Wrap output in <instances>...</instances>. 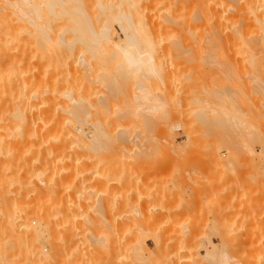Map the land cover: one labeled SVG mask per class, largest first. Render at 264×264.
Returning a JSON list of instances; mask_svg holds the SVG:
<instances>
[{"label": "rangeland", "instance_id": "374dc122", "mask_svg": "<svg viewBox=\"0 0 264 264\" xmlns=\"http://www.w3.org/2000/svg\"><path fill=\"white\" fill-rule=\"evenodd\" d=\"M5 1H8V0H5ZM5 1L2 0L1 3ZM15 1H19V0H15ZM20 1H23V0H20ZM49 1L50 0H38V4H37L36 0H33V1L29 0L28 3H26L27 2L26 0L23 3L29 4L31 6H35L36 4L41 5L43 3H46L45 5H47V3L50 4L51 1L50 3ZM53 1L56 2V3L52 2V4H54L55 7L57 3L60 2V0L59 2L58 0L57 1L53 0ZM61 1L63 2L65 0H61ZM70 1L72 0H69V1L66 0L61 5H63L65 8H70V6H74V5L83 6L82 11L84 12L85 16L87 15L89 16L90 24L94 25L97 31L100 30V28L102 27V24H104L105 22L106 24H109L108 26H109V29L111 30V33L110 32L109 33L110 35H112L114 42L118 44H122L121 42L124 40L123 39L124 36L120 28L118 29V25L120 26V24L114 20V17L117 16L116 12L119 13L120 11L123 10V12H125V15L126 14L129 15V12H131V14L129 15V20L131 19L133 20L132 22H135L136 29L139 27H141V29L145 28L146 32L148 29V32L150 31L149 35L153 37L154 39L156 37L155 40L157 41L155 40L154 41L157 42L156 44L158 45H155L154 47L155 51L153 52V55H152V61H153L152 68L155 70V72L152 70V68H150L151 71L154 72L152 74V72L148 68V70L144 69L143 71L137 73L136 74L137 76L136 75L132 76V74L130 75L128 71H125L124 69L120 68L122 65L120 61V59H122L121 55L112 56V55H108V53H112V52H108L107 54H103L104 58H106V60L103 61V59L101 58L102 54L100 55V58L97 57L95 58L96 59L95 60L94 58H91L87 52H84L86 53L84 54V57H86L87 60L90 59V61H93L92 63L94 64V65L92 64L94 67V68L92 67L94 76H91L92 72L86 75L90 74L91 78L94 77V80L95 81L97 80L96 83L98 81L100 82L96 84V85L100 84V86H97L95 88L97 89L93 92V94L95 93V96L93 95L94 96L93 97L91 95L92 96L91 98H94L93 100H95L97 99V97L105 95L104 92H106L107 89H104L105 88L104 85L106 86L110 85L109 88L110 87L113 88V90H115L113 91L115 92V94L116 92L117 93L120 92L121 94H124V95H121L119 93V95H116L119 98L117 97V99H115L116 98L115 97L114 100L112 99L113 102L111 101L112 104H110L109 112L112 115V117L110 116L111 118H116L117 115L120 113V111L122 112L124 110V112L126 113L124 114L123 112V114L126 116L122 120L123 122L122 121L120 122H122L126 127L122 125L121 128L123 127L125 129L123 130L122 128L121 130L122 132L124 131L125 133L129 132V134L127 133L128 135L123 134V136L126 137L128 144H126L127 143L126 142L124 146H122V147L127 146L128 151H126V149L122 147H121V150H119V148L118 150L117 148H115L116 155H119L117 157V159L119 160H116V162L117 161L122 162V163L120 162L117 163L118 165L121 164L120 166H118L115 163V161L110 162L111 158L112 160L116 159L115 157L116 155L112 154L115 152L114 150L112 152L111 146L108 147L106 146L107 144L105 145L107 148L106 147L103 148L102 146L98 147L96 145L98 148V149L96 148L97 150L95 149L96 153L93 151L94 153L91 154L88 151V150H91L92 148L86 149L87 150L86 153L83 152L85 148H83L81 145L84 146L85 142H88L87 140L90 139V136L88 135V133L86 135L89 136V139L86 140L84 137L83 138L85 139L84 143L82 142L83 140L80 139L81 142L79 143L81 144L80 145L81 150H79L80 148H78V150L76 149L77 147H80L78 146L79 145L78 143H77V147L76 145H74L73 147L74 143L72 144V146L68 147L71 149V151L73 148H75L73 149L72 152L73 153L75 152L76 156H73L74 154L72 152H69V153L70 154L72 153L73 154L72 156L75 157V159L79 155L77 159L80 160L78 161L76 159L77 162L74 161L76 165H74L73 161L70 163L69 165L70 168L73 166L71 174H73L74 170H78L77 168H79V172L80 170L82 172L86 171V173L80 172L82 176L81 175L78 176V179L79 177H82V180L84 181L83 178H85L87 182L95 185L94 188L97 186L95 188V191L93 190L94 188L91 189L93 203L95 199L93 198L94 195H95L94 197H96L95 201L97 202V204L96 203L92 204L93 205L92 207L95 208V209H92V213L97 209L102 211L103 218H105L104 220L106 221H103L102 220L103 218H102L101 219L102 223H101V221H99L101 216L100 218L96 217L97 215H99L97 214L96 211H95L96 213L94 212V215L96 214L95 217H92L94 215L92 213L88 214L89 210H86V208L82 207L83 204L79 206L80 208H78V206L73 205L75 202H76L75 204H78L81 201H83L79 198L81 197L83 198L86 195H83L82 192H78V191L74 192L75 190H72L73 187L75 186L74 185L75 183L82 181L81 178L78 181H75L76 180L75 179L74 180L75 182H74L72 178H76L77 177L76 174L74 173L73 174L74 176L71 175L72 176L71 178L70 176L71 170L70 169L69 171L68 169L66 171L64 170V174L66 176V173H67L68 178L67 177L66 178L69 181H67V179H64V178L63 179L61 178L62 180H60L59 177L61 176H57L56 179L59 181L61 188H60V194L56 193V195L54 196H58L59 199L62 196L64 200L63 207L66 205H70L69 204L70 200L73 199L74 203L71 202V204L74 207L72 205L68 206L69 208L71 207L74 208L73 211L71 210L72 208L68 210V207H64L67 210L63 209L62 211L65 210L69 214L68 217L74 216L76 218L74 219H72L71 217L68 218L67 217L68 214L65 211H64L65 213L60 211V208L62 209L63 207H60L59 210L56 209V211H58V214L56 215L58 218L53 219V220H51L50 218L52 224H53V221L55 220L54 222L55 227L53 224V227L55 228V230L58 229L54 231L55 233V235L53 234L54 237H48V234L46 235L43 234L42 236L44 237L42 236L40 237L38 235L39 236L38 239L35 237L36 238L35 240L37 242L36 241L33 242L32 238L34 239V237H32L31 240L29 239V241L31 242L27 243L28 239L26 240L25 237H27L28 235L32 236L33 233L37 234L36 228L39 227V222H38L39 219L37 220L35 217L43 214L44 211L48 212L46 208L47 209L49 208V202L51 200L55 201V199L58 197L56 198L54 197V199H49L53 194H55V193L52 194L50 192L48 193L38 192L40 193V195H38L37 192L31 193V195L29 194V197L27 196L28 201L31 200L28 206L27 204L25 205L26 201H24V199L20 197H18V200L17 198L16 200L14 199L15 201L10 198L11 201L9 200V202H11L12 205L10 204L9 206H13V210L14 209L16 210V208L19 209V207L23 209L22 210L21 208L20 210L17 209L16 210L17 212L15 211V214L12 211L14 216L16 215L18 217L16 219L17 222H14L15 221L14 220L13 221L14 225L11 224L12 227L10 225H6V227H3L2 225H0V249H1L0 250V264H30V263L34 264L35 261H38L37 257H36L37 258L36 260L34 259L35 257H33V256H36V254L35 255L33 254L34 251L36 250L39 251L40 249V252L44 253L45 251L46 254L47 253L50 254L53 251L48 246L49 242H52L53 245L56 247L54 248L56 253L54 254L52 253L53 256L55 255L54 257L56 258L54 259V261L52 260L50 264H115V263L116 264H264V94H263L264 92L263 90L264 89V72H262L264 67L262 66L261 68L263 69L260 70L259 68V71L256 72L258 69L255 70L253 68L252 70L251 65L247 63L249 61L248 57L243 56L242 61H241L242 56L240 54L238 56V53L237 54L235 53L234 55L233 52H231L230 50L225 51V54L228 52L225 55V57L223 55L224 54L223 52L221 53L222 55L221 54L219 55L218 53L211 54V55L202 54L203 56L205 55V60L202 59L203 56L201 57V54L195 55L193 53H190V54L180 53L181 55H179V53H175L174 51H173L174 53L172 51H168L169 50L168 48L172 47L173 43H176V41L178 42V44L187 46V42L185 39L188 40L189 37L187 36L186 31L184 32V29H187L188 21L192 22L194 20H197V21L201 20V16H200L201 12L199 13L201 9L198 8L197 6L195 7L193 5L192 0H133V1L132 0H128V1L127 0H96V1L95 0H76V2L73 0L74 3L71 2L69 5ZM66 2H68V5H64V4H67ZM86 2L88 3L86 4ZM219 2H218V6L217 7L215 6L216 7L215 10L218 9L217 11H219V13L223 11L222 12L223 15L226 18H229L232 15L231 14L232 10L235 8L234 2H232L231 0L230 1L222 0L221 5L219 4ZM191 3L193 6L191 5ZM134 4H136L137 6ZM224 4H226V7H224ZM45 5L43 4L40 7H43ZM133 6H135L136 9ZM55 7L54 9L57 12L59 9ZM223 8H226V9L222 10ZM197 14L199 15L197 16ZM63 20H65V17ZM105 20H108L109 23H107V21ZM138 21L140 22L138 23ZM144 21L145 23L143 26L145 27L141 26ZM124 22L125 21H123V23ZM67 23L68 22H65L63 24L64 30L71 29L70 28L72 26L71 23H68V24ZM56 24L53 23L52 26L54 27L57 26L58 29H60L59 31H61V28L58 26V24L57 25ZM68 25H70V27H68ZM228 30L229 29L227 28V31ZM56 33L60 34V32L58 31H56ZM183 39L185 41H183ZM19 48H21V45L20 47L18 46V49ZM53 51L52 50L51 52L46 51L50 55L44 52L46 53V56H47L46 59L49 60L50 62L53 60V59L51 60V58L53 57L49 58V56H51V54H54ZM34 54L37 56L34 58L32 57L33 59L32 61L36 60L38 63L40 61V58H39L40 53L39 51H35ZM186 54H188L189 56ZM228 54L230 55L228 56ZM78 55H80V53ZM191 56H193V58ZM211 56L214 57V59L216 58L217 61L219 58H220L219 60H223V59L224 60L223 62L218 61L219 63L218 64L217 62H215V60L212 59ZM110 57H113L112 62L110 60ZM194 57L196 58V60H194ZM235 57L238 58L237 60L240 62V64L236 60ZM37 58L39 59V61L37 60ZM226 58L231 61L227 60ZM101 60L103 63L104 62L105 63L103 64L102 62H100ZM188 60H190L191 62ZM206 60L208 61L207 64H205ZM243 60L245 61V63L243 62ZM204 61L205 63H203ZM194 62L196 64H194ZM225 62H228V63L231 62L230 64L232 65L234 64V65L233 66L231 65L232 66L231 67L230 64L227 63L226 64L227 66H226L224 64ZM47 63H46V66H48L49 68L47 69L46 67L47 71L48 70L50 72L56 71L55 73L60 72V69L59 71L53 69L55 65L52 66L51 65L52 62L51 64L48 63L49 65ZM59 64L58 65L60 68V66L62 65L61 63ZM23 65L25 66L26 63ZM72 65L74 66V64H71V66ZM73 66L71 68H73ZM118 68L120 69L117 70ZM20 70H23L22 67L18 68V72ZM163 70H164V73H162ZM206 70L208 71L209 74L207 73ZM254 70H255V74H254ZM50 72L48 74H50ZM54 75L55 74H52L53 77ZM139 75H140V78H139ZM142 75H144V77H142ZM229 75L231 76L229 77ZM47 76H49V78H52L51 74ZM56 76H58V74L55 75V77ZM69 76L73 77V75L68 74L67 76V79L69 80L68 81L69 83L67 82L68 85L70 83L73 84L74 82L72 79L70 81ZM103 76L104 77L106 76V77L104 78ZM85 78L88 79L87 76H85ZM250 78L254 79L255 81ZM43 80L44 79L40 78L36 84L40 85L42 82L44 83L45 81H47L46 79L45 81ZM209 80L212 83L211 82L209 83ZM82 82H84L83 78H82ZM137 82L139 86H140L139 82L141 83V85H143L142 88L139 86H136ZM195 84L197 85L195 86ZM252 84L257 88H255ZM115 85L118 88H115L116 87ZM101 86H103V88ZM68 87L69 86L65 88L64 92L66 91V89L71 88V87L69 88ZM192 88H195L196 90ZM227 88H229V90ZM237 89L240 91H237ZM98 90H101L100 93ZM69 92H71V90H69ZM148 92L150 93V99H146L147 97L149 98ZM239 92H243V93L239 94ZM259 92L261 93V95H259L260 94ZM71 93L73 94V92ZM145 93H147L148 95H146ZM142 95H145L146 100H143L144 98L143 99L140 98ZM156 97L161 102L158 101ZM192 98H193V101H192ZM141 99L143 100L144 103H147V104L150 103L151 106H149L150 104L149 105L143 104L141 102L142 101ZM154 99L155 101H157V104L156 102L153 103ZM100 100L101 99L95 100V101L96 103H98ZM115 100L119 101L120 106L117 104L118 102H116ZM139 101H140V104L142 103V105L138 104ZM195 101L196 103H194ZM125 102L128 103L129 107H127L126 105L127 103ZM136 102L138 105H136ZM260 102L263 105V107L260 104ZM158 103L160 106L158 105ZM163 104L166 106L164 107ZM133 105L136 106V109H135V106ZM143 105L144 107L145 105H147L148 106L147 109L149 108V111L146 109V107L142 110ZM152 105L154 106L156 105V107L159 106V108L158 107L157 108L159 110L161 109L160 110L161 112L157 110L158 112L156 111V113L155 112L153 113V111L150 110V107H152ZM130 106H131V109H130ZM232 106L236 108H233ZM118 108L120 110H118ZM127 108H129L130 110ZM162 108L164 109L162 110ZM233 109H234V112H233ZM116 110L118 111L116 112ZM235 110H237V112ZM127 111L128 113H130V115L132 112V115L134 114L135 116L127 115L128 114ZM169 111H171V113ZM143 112L146 114H144ZM165 112L168 114H166ZM120 114L122 115V113ZM138 115L143 119V121L142 119L141 120L138 119L139 118ZM113 116H116V117H113ZM120 116H118L119 120H120ZM128 116L129 118H131L130 120ZM193 116H195V118ZM222 116H224L225 118ZM227 116L230 119H228ZM236 116L239 118L240 121L236 118ZM126 117L128 118L127 121L129 120V122H126ZM134 117L137 118V120L134 119ZM155 117L156 119H154ZM164 118H166V120ZM162 119L165 120V123L164 121H162ZM229 120L230 122H227ZM166 121L167 122L169 121L168 124L170 125H168V127L166 125L167 124ZM141 122L143 123V126L145 124L144 127L146 129L144 127L142 128ZM158 123H160L161 125ZM119 124L117 125L119 126ZM147 124L149 127H147ZM118 128L120 129V126ZM136 128L138 130V133H137ZM117 129L115 128V130ZM144 129L146 131H144ZM227 129H229V131H227ZM115 130L114 132H116ZM215 130H217L218 132ZM114 132H113V135L116 136L117 133H114ZM211 133H216V134H211ZM231 133L232 135H235L234 133H236L237 136H232ZM149 134H150V137H149ZM137 135L140 140L136 139ZM215 135H218V136H215ZM230 135L232 138L230 137ZM146 136L148 139L146 138ZM141 139H143V141ZM102 140L106 141L105 139H102ZM133 140L134 141L138 140L136 142L141 141V143L139 144L135 143ZM260 140L262 142H260ZM158 142L159 143L161 142V144L158 145L159 144ZM89 143H90V140L87 144H85V147ZM230 143H233V144L231 145ZM156 145L158 146V148L156 147ZM88 146L91 147L90 145ZM130 146L132 147L130 148ZM137 146L139 147L137 148ZM100 147H102L103 150H101ZM68 148H67V151H69ZM105 149L106 150L110 149V151L106 152ZM112 149H114V147ZM74 150H77V151H74ZM76 152H78L79 154L77 153L78 154L77 155ZM100 152L102 153L100 154ZM119 152L121 154H119ZM123 153L126 155L124 156ZM6 154L7 153L4 154L5 157L7 156ZM106 154L107 155L110 154L111 156L110 155L107 156ZM68 155L66 156V159L67 157L68 158L71 157L70 155H69L70 157ZM4 156L1 155V157L5 158ZM98 156H100L101 158L102 156H104V159L103 158L101 159ZM120 156L122 157L120 158ZM92 160L94 163L91 162ZM105 161L107 163H105ZM68 162L70 161H67V165L69 164ZM108 162H110V164L111 163H114V164L110 165ZM78 163L81 168L78 166ZM85 165L86 166L88 165V166L86 167ZM109 166L110 167L112 166L113 169H111L112 167L110 168ZM88 167H90V169ZM38 168L39 167L35 169L31 168L29 171L30 176L27 172V175H25V178L28 180V178L30 177L33 182V179L37 177V175H41L43 171L45 172L43 168L41 167L39 169ZM67 168L69 167L67 166ZM106 169L108 170L111 169V171H108ZM48 170L49 169H47V171ZM50 170L51 172L54 171L52 169ZM83 174H85L84 177H83ZM86 175L88 176L87 178L91 177L90 181H88L89 179L86 178ZM62 177H64V175H62ZM115 177H117L118 179H116ZM37 178L39 179V177ZM36 180L37 179L35 178L34 182L39 184L40 181L38 180L39 181L38 183ZM61 181H63L62 184H61ZM70 181H73L74 184L72 182L73 184L72 188L69 187L68 189L67 187ZM3 183L6 184V182L4 181ZM100 183H103V186ZM4 184H1L0 182V191L2 190L1 185L4 186ZM30 184L32 186H30ZM30 184L29 185L27 184L28 186H30V188L31 187L33 188V186H35L32 183ZM107 186L109 190L107 189ZM16 187L18 186L15 184V185H9L8 188H10V190L15 188L14 190H16L17 189ZM40 188H41V185H40ZM105 188L109 192H107ZM62 189H64L65 191ZM103 190H105V192H103ZM64 192H65V195L63 194ZM74 193H75V196H74ZM76 193H79V195L80 193H82L80 195L81 197ZM102 193L103 194L105 193V194L103 195ZM66 194H67V198H66ZM8 195L9 197L11 196L10 194H6L7 198H9ZM63 195L65 196L67 201ZM100 195H103V196H100ZM118 195L120 196L119 199H118ZM104 196L107 197V200H104L105 199ZM11 197H14V195ZM86 197L88 198V196ZM98 197L99 198L101 197V198L99 199ZM102 197H104V199ZM113 197L115 198L117 197V198L114 200ZM109 198L110 199L112 198V202L110 201ZM101 199H103L104 202L101 201ZM68 200H69V203H68ZM77 200L79 201L81 200V201L78 202ZM97 200H100L101 203L100 201H97ZM19 201L22 205L18 203ZM115 202H117L118 204H116ZM98 204L99 206L102 207V209L98 206ZM39 205H42V206H39ZM44 206H47V207L43 209ZM39 208L40 210L42 208L43 211H40ZM77 208L80 210L78 211ZM82 208H84L87 211V213H84L86 211L84 209L82 210ZM34 209H36L37 216H35L36 213ZM76 209H77L76 211L77 214L75 213ZM18 211L20 212L18 213ZM27 212L29 215H31L30 217L28 214L27 215L25 214ZM39 212L41 213L39 214ZM59 212H62L63 214ZM85 214L88 216H86ZM59 217L61 218V221H64V222H61V221L59 222L58 220L60 219ZM89 218L96 220L94 221L95 223L92 226H91L92 223L88 225L87 221H85L87 219L88 221H90ZM67 221L70 222L71 224L67 223ZM72 221H74L73 226H72ZM28 222L32 225V226L30 225L32 229L29 227L33 231V232L30 231L32 232V234H30L28 230L27 231L29 233L26 231L27 228H25L26 226L24 224H28ZM103 222H105V225ZM59 223H62V224H59ZM65 223L68 227H64L66 226ZM0 224L2 223L0 222ZM13 227L16 229H13ZM34 227H35V230H33ZM61 227H64V228H61ZM4 228L10 229L12 234L11 232H7L8 230L7 229L5 230ZM14 230L16 233L14 232ZM59 230L60 231L62 230L61 233ZM8 233H10L11 235H9ZM15 235H19V237H22V239L20 238L22 242L24 240L23 239L24 237L26 242L22 243L19 237L16 236L18 239L17 240ZM12 239H14V241L17 240L18 242L16 241L14 242ZM47 240H49L48 243H47ZM91 242H93V244ZM33 246L35 248H33ZM40 246L41 248H39ZM36 247L38 249H36ZM36 264H41V263L36 262Z\"/></svg>", "mask_w": 264, "mask_h": 264}, {"label": "bare ground", "instance_id": "6f19581e", "mask_svg": "<svg viewBox=\"0 0 264 264\" xmlns=\"http://www.w3.org/2000/svg\"><path fill=\"white\" fill-rule=\"evenodd\" d=\"M2 0H0V182L1 184H4V182H6V184H4V186L1 185L2 190L0 191V222L2 224L3 227H6V225H10L13 224L14 222H17L16 219L18 218L15 214V211L18 209L16 208V210H13V206H9L10 204L12 205L11 202H9V200L11 201V199H15L18 197L24 199V201H26L25 205L29 204L30 201H28V197L29 194L31 195V193H36L38 195H40V193L38 192H50V193H55V194H51L49 199H54V197H58V196H54L57 194H60V183L59 181L56 179L57 176H61L59 177L60 180L67 179V173L66 176L64 174V170L66 171L68 169L71 170L70 172V176H74L73 174H76V178H72V180L74 181H78L80 178L82 180V177L80 176V172H82L80 170L79 172V168H77L78 170H74L73 174L72 173V167L70 168V163L73 161L77 162L76 159L78 158V152H76V154L78 155L75 159L76 156L75 152L73 153V148L72 151L70 148V146L73 147L74 145H76L77 147V143L79 144L78 146H80L81 144L79 142H81V140H83L82 142H85V139H89L90 136V143L88 145H90L91 147H89L87 144L89 142V140H87L88 142H85L84 146L81 145L83 148L86 149H91L88 150L91 154H93L94 152L96 153L95 149L97 148V146H102L103 148L106 146H111V150L113 152H115V148H119V150H121V147L124 146V144L127 142L126 137L123 136V134L128 135L129 132L124 133L122 132V128L121 126L124 125L122 122V120L125 118L126 115H124L126 112H124V110L120 113H122V115L120 116L119 114L113 117H116L117 119L119 118L118 116H120V120L118 121L116 118H111L112 115L110 114V104L112 99L114 100L117 99L119 95V93L113 92L115 90H113V88H109V86L104 85V89H107V93H105V95H102L100 97H97V99L95 100H99L101 99L98 103H96L95 100H93L94 98H91L93 95L95 96V93L93 94V92L97 89H95L97 86L96 85V81L94 80V77L91 78V76H94L93 71H92V67H93V61H90L86 59V57H84V52H87L91 58H100V55L102 56L101 58L104 60H106V58H104L103 54H107L108 52H112V53H108V55H118V56H122V59H120L122 65H121V69H124L125 71H128V73H130V75L132 74V76H135L137 73L143 71L144 69L149 68V70L151 71L150 68H152V55L153 52L155 51V45L157 40L156 37L155 39L153 37H151L149 35L148 29L147 32L145 30V28L139 27L136 29V25L135 22H132L133 20H129V15L131 14V12H129V15H125V12L120 11L119 13H117V16L114 17V20L117 21L120 26L118 25V29L120 28V30L123 33V41L121 42L122 44H118L115 43L112 35H110L111 30L109 29V24H106L105 21H107V23H109L108 20H105L104 24H102V27L100 28L99 31L96 30V28L94 27V25H91L89 22V16H85L84 12L82 11V7L83 6H70V8H65L63 5H61L62 3H64L65 1H61L57 3L56 7L54 4H52V2H54L53 0H50L47 5H45L46 3H43L45 6L40 7L41 5H37L38 4V0L37 4L35 6H31L28 3L29 0H23V1H15V0H8L5 1L3 3H1ZM33 1V0H32ZM57 1V0H55ZM69 1V0H68ZM76 2V0H74ZM74 1H70L69 5L71 2L74 3ZM96 1V0H95ZM128 1V0H127ZM133 1V0H132ZM193 1V5L198 8H200L199 13L201 16V20H194V21H188L187 23V29H184V32L186 31L187 36L189 37V39H185L187 42V46H183L182 44H178V42L176 41V43H173V46L171 44L172 47H169L168 51H174L175 53H179V55H181L182 53H193V54H201V57L203 56L202 54H221L222 52L224 53V57L225 55V51L230 50L231 52H233V54L235 55V53H238L242 56L241 57V61L243 56L244 57H248L249 61L247 63H249L251 65V69L253 70V68L256 70L258 69L256 72L260 70H262L263 68H261L262 66L264 67V0H231L232 2H234L235 8L232 10V15L229 18H226L223 15V11L219 13V11L215 10L216 7L218 6V2L220 0H192ZM222 1V0H221ZM221 1L219 2V4L221 5ZM230 1V0H229ZM22 2V3H21ZM43 2V1H42ZM85 2V1H83ZM118 2V1H117ZM191 2V1H190ZM56 3V2H54ZM67 4L64 5H68V2H66ZM88 2H86L87 4ZM99 3V2H98ZM129 3V2H128ZM223 3V2H222ZM31 4V3H30ZM80 4V3H79ZM123 4V3H122ZM126 4V3H125ZM83 5V4H82ZM136 5V4H134ZM192 5V3H191ZM192 5V6H193ZM123 6V5H122ZM137 6V5H136ZM216 6V7H215ZM223 6V5H222ZM221 6V7H222ZM55 8H58L59 10L56 12ZM86 7V6H85ZM94 7V6H93ZM112 7V6H111ZM135 9L136 7L133 6ZM189 7V6H187ZM224 7H226V4H224ZM140 8V7H139ZM87 9V8H86ZM196 9V8H195ZM226 8H223L222 10H224ZM57 10V9H56ZM129 10V9H128ZM127 10V11H128ZM141 10V9H140ZM187 11V10H186ZM153 12V11H152ZM198 12V11H197ZM88 13V12H87ZM133 13V12H132ZM158 13V12H157ZM103 15V14H102ZM199 14H197L198 16ZM132 16V15H131ZM130 16V17H131ZM165 16V15H164ZM65 17V20H63ZM87 17V18H86ZM148 17V16H147ZM96 18V17H95ZM158 18V17H157ZM242 18V19H241ZM186 19V18H185ZM192 19V18H191ZM227 19V20H226ZM113 20V21H114ZM140 20V19H139ZM173 20V19H172ZM91 21V20H90ZM97 21V20H96ZM114 21V22H115ZM123 21H125L123 23ZM143 21V20H142ZM68 22L71 23V27L70 25H68V27H70L71 29H65L64 30V23ZM102 22V21H101ZM116 22V23H117ZM140 21H138L139 23ZM149 22V21H148ZM175 22V21H174ZM54 24H58V26L61 28V31H59L60 29H58L57 26H52ZM67 23V24H68ZM117 23V24H118ZM145 23V21L142 23L141 26H143ZM56 24V25H57ZM111 24V23H110ZM112 25V24H111ZM164 25V24H163ZM168 25V23H167ZM145 27V26H143ZM57 30H55V29ZM227 28L229 29L227 31ZM112 29V28H111ZM162 29V28H161ZM164 29V28H163ZM145 30V31H144ZM169 30V28H168ZM56 31L60 32V34H57ZM164 31V30H163ZM110 32V33H109ZM205 32V33H203ZM54 33V34H52ZM56 33V34H55ZM114 33V32H113ZM161 33V32H160ZM184 33V34H186ZM52 34V35H51ZM19 35V36H18ZM114 35V34H113ZM186 36V35H185ZM19 37V38H18ZM186 38V37H185ZM20 39V40H19ZM178 39V38H177ZM155 40V41H154ZM159 40V39H158ZM183 39V41H185ZM160 41V40H159ZM19 43V45H18ZM155 43V44H154ZM181 43V41H180ZM185 43V42H184ZM183 43V44H184ZM186 44V43H185ZM21 48L18 49V46ZM170 45V44H169ZM182 45V46H181ZM161 46V45H160ZM162 47V46H161ZM50 49V51H49ZM160 49V48H159ZM167 49V48H166ZM171 49V50H170ZM51 50L53 51L54 54H51V56H49L50 54L48 52H51ZM161 50V49H160ZM164 50V49H163ZM35 51H39V59L37 58V60L39 61L37 63V61H32V57H36L37 55L34 54ZM48 51V52H46ZM229 51V53H230ZM46 52L47 54H49V58H51V62L49 60H47V56H46ZM161 52V51H160ZM173 52V53H174ZM38 53V52H37ZM80 53V55H78ZM171 53V52H170ZM181 53V54H180ZM34 54V55H33ZM83 54V56H82ZM158 54V53H157ZM191 54V55H193ZM243 54V55H242ZM55 55V56H54ZM188 55V54H186ZM185 55V56H186ZM222 55V54H221ZM230 54H228L229 56ZM233 55V56H234ZM157 56V55H156ZM189 56V55H188ZM216 56V55H215ZM187 57V56H186ZM193 58V56H191ZM196 57V56H195ZM194 57V60H196V58ZM200 57V58H201ZM212 57V56H211ZM222 57V56H220ZM108 58V57H107ZM112 58L110 57V60L112 62ZM120 58V57H119ZM118 58V59H119ZM229 58V57H228ZM236 58V57H235ZM169 59V57H168ZM205 60V55L203 56V58ZM209 59V58H208ZM213 60H215V62L218 63V61H222L223 60H216V58L214 59V57H212ZM227 59V58H226ZM234 59V58H233ZM238 58H236L237 60ZM49 64H51L53 67V69L59 71L58 73H55L56 71H49L51 76L52 74H55L58 76L54 77L52 76V78H49L50 75L48 74L49 72L47 71L48 66H46L47 61ZM55 60V61H54ZM96 60V59H95ZM192 60V59H191ZM200 60V59H199ZM229 60V59H227ZM225 60V61H227ZM235 60V61H236ZM54 61V62H53ZM57 61V62H56ZM61 61V62H59ZM190 61V60H188ZM203 61V60H202ZM231 61V60H229ZM238 61V60H237ZM236 61V62H237ZM56 62V63H55ZM102 62V60L100 61ZM114 62V61H113ZM191 62V61H190ZM207 60L206 63L205 61L203 63L207 64ZM214 62V61H213ZM221 62V63H222ZM239 62V61H238ZM243 62L245 63V61L243 60ZM242 62V63H243ZM26 65L24 66L23 64ZM47 63V64H48ZM54 63V64H53ZM59 63H61L62 66H60L59 68ZM103 63V62H102ZM105 63V62H104ZM103 63V64H104ZM155 63V62H154ZM198 63V62H197ZM202 63V62H201ZM228 62H225L224 64L226 65ZM231 63V62H230ZM228 63V64H230ZM48 64V65H49ZM58 66H57V65ZM71 64H74L73 68H71ZM93 64V65H92ZM100 64V63H99ZM102 64V65H103ZM111 64V63H109ZM172 64V63H171ZM194 64H196L194 62ZM209 64V63H208ZM213 64V63H212ZM219 64V63H218ZM223 64V66H224ZM240 64V62H239ZM238 64V65H239ZM262 64V65H260ZM76 65V67H75ZM161 65V64H160ZM169 65V64H168ZM198 65V64H197ZM216 65V64H215ZM232 64H230L231 66ZM234 65V64H233ZM232 65V66H233ZM260 65V66H259ZM96 66V64H95ZM109 66V65H108ZM189 66V65H188ZM192 66V65H191ZM190 66V67H191ZM218 66V65H217ZM227 66V65H226ZM231 66V67H232ZM21 68L23 70H20L18 72V68ZM47 67V69H46ZM159 67V66H158ZM189 67V68H190ZM236 67V66H235ZM52 68V67H51ZM50 68V69H51ZM57 68V69H56ZM62 68V69H61ZM94 68V67H93ZM104 68V67H103ZM120 68H118L117 70H119ZM163 68V67H162ZM220 68V67H219ZM226 68V67H225ZM228 68V67H227ZM161 69V68H160ZM196 69V68H195ZM223 69V68H222ZM230 69V68H229ZM232 69V68H231ZM123 70V71H124ZM152 70L155 72V70L152 68ZM159 70V69H158ZM167 70V69H166ZM192 70V69H191ZM199 70V69H198ZM202 70V69H200ZM251 70V72H252ZM255 70H254V74H255ZM103 71V70H102ZM105 71V70H104ZM122 71V70H121ZM149 71V72H150ZM157 71V70H156ZM207 71V70H206ZM227 71V70H226ZM224 71V72H226ZM91 73L89 75H86L88 73ZM106 72V71H105ZM104 72V73H105ZM118 72V71H117ZM152 72V71H151ZM152 72V74L154 73ZM221 72V71H220ZM231 72V71H230ZM262 72H264V69L262 70ZM261 72V74H262ZM125 73V72H123ZM127 73V74H128ZM164 73V70L163 72ZM191 73V72H190ZM208 73V71H207ZM68 74H72L73 77L69 76L68 78L71 79L75 82L70 83L69 85L67 84V82L69 81L67 79ZM103 74V73H102ZM120 74V73H119ZM148 74V73H147ZM196 74V73H195ZM209 74V73H208ZM214 74V73H212ZM222 74V73H221ZM225 74V73H224ZM223 74V75H224ZM229 74V73H228ZM226 74V75H228ZM129 75V76H130ZM155 75V74H154ZM162 75V74H161ZM192 75V74H191ZM197 75V74H196ZM222 75V76H223ZM258 75V74H257ZM85 76H87L88 79L85 78ZM111 76V75H110ZM137 76V75H136ZM156 76V75H155ZM231 75H229L230 77ZM234 76V75H233ZM104 77V76H103ZM106 77V76H105ZM104 77V78H105ZM142 77H144V75H142ZM148 77V76H147ZM150 77V76H149ZM42 78L44 79L43 81H45V79L47 81H45L44 83L42 82L40 85L36 84L37 81ZM82 78L83 81L82 82ZM96 78V77H95ZM109 78V77H108ZM123 78V77H122ZM137 78V77H135ZM140 78V75H139ZM153 78V77H152ZM211 78V77H209ZM208 78V79H209ZM85 79V80H84ZM98 79V78H97ZM101 79V78H100ZM111 79V77H110ZM109 79V81H110ZM150 79V78H149ZM163 79V78H162ZM172 79V78H171ZM227 79V78H225ZM224 79V80H225ZM229 79V78H228ZM231 79V78H230ZM252 79V78H250ZM87 80V81H86ZM103 80V79H102ZM115 80V79H114ZM206 80V79H205ZM237 80V78H236ZM254 80V79H252ZM260 80V79H259ZM108 81V82H109ZM128 81V80H127ZM148 81V80H147ZM204 81V80H203ZM226 81V80H225ZM224 81V82H225ZM235 81V79H234ZM233 81V82H234ZM249 81V80H248ZM255 81V80H254ZM253 81V82H254ZM257 81V80H256ZM40 82V81H39ZM113 82V81H112ZM141 82V81H140ZM139 82L140 86L142 88L143 85H141V83ZM156 82V81H155ZM206 82V81H205ZM211 81L209 80V83ZM232 82V81H231ZM251 82V81H250ZM262 82V81H261ZM259 82V83H261ZM69 83V82H68ZM100 83V82H99ZM102 83V82H101ZM105 83V82H104ZM107 83V82H106ZM167 83V82H166ZM184 83V82H183ZM208 83V84H209ZM212 83V82H211ZM252 83V82H251ZM255 83V82H254ZM109 84V83H108ZM258 84V83H257ZM96 85V86H95ZM161 85V84H160ZM165 85V84H164ZM187 85V84H186ZM197 84H195L196 86ZM211 85V84H210ZM253 85V84H252ZM67 86L71 87L69 89H66V91L64 92L65 88H67ZM113 86V85H112ZM116 86V85H115ZM119 86V85H118ZM214 86V84H213ZM244 86V85H243ZM242 86V88H243ZM254 86V85H253ZM103 88V86H101ZM240 87V86H239ZM255 87V86H254ZM259 87V86H258ZM115 88H118L117 86ZM114 88V89H115ZM120 88V87H119ZM151 88V87H150ZM213 88V87H212ZM245 88V87H244ZM257 88V87H255ZM100 89V88H99ZM135 89V87H134ZM140 89V88H139ZM195 89V88H192ZM224 89V88H222ZM229 90V88H227ZM241 89V88H240ZM68 90V91H67ZM69 90H71V92H73V94L71 92H69ZM141 90V89H140ZM146 90V89H145ZM170 90V89H169ZM168 90V91H169ZM182 90V89H181ZM196 90V89H195ZM226 90V89H225ZM233 90V89H232ZM247 90V88H246ZM259 90V89H258ZM264 90V89H263ZM99 93L101 90H98ZM136 91V90H135ZM142 91V90H141ZM140 91V92H141ZM210 91V90H209ZM231 91V90H230ZM237 91H240L237 89ZM242 91V90H241ZM256 91V90H254ZM97 92V91H96ZM146 92V91H145ZM200 92V91H199ZM203 92V91H202ZM208 92V91H207ZM213 92V91H212ZM149 93V92H148ZM171 93V92H170ZM224 93V92H223ZM234 93V92H233ZM243 93V92H239ZM260 93V92H259ZM103 94V93H102ZM121 94V93H120ZM141 94V93H140ZM143 94V92H142ZM146 95H148L147 93H145ZM208 94V93H207ZM210 94V93H209ZM264 94V92H263ZM92 95V96H91ZM100 95V94H98ZM124 95V94H121ZM163 95V94H162ZM187 95V94H186ZM195 95V94H194ZM225 95V94H224ZM233 95V94H231ZM243 95V94H242ZM258 95V94H257ZM261 95V93L259 94ZM93 96V97H94ZM97 96V95H96ZM143 96V97H142ZM140 98H144L143 100L146 99H150V93H149V98L147 97L145 99V95H142ZM171 96V95H169ZM219 96V95H218ZM227 96V95H226ZM238 96V94H237ZM236 96V97H237ZM113 97V98H112ZM207 97V96H206ZM229 97V96H228ZM96 98V97H95ZM119 98V97H118ZM139 98V97H138ZM139 98V99H140ZM157 98V97H156ZM195 98V97H194ZM197 98V97H196ZM257 98V97H256ZM260 98V97H259ZM141 99V100H142ZM153 99V98H151ZM164 99V98H163ZM190 99V98H189ZM206 99V98H205ZM213 99V98H212ZM236 99V98H235ZM234 99V100H235ZM136 100V99H134ZM143 100L141 101L143 104H147L144 103ZM158 100V98H157ZM198 100V99H197ZM231 100V98H230ZM254 100V98H253ZM116 101V100H115ZM114 101V102H115ZM150 101V100H149ZM152 101V100H151ZM160 101V100H158ZM193 101V98H192ZM200 101V100H199ZM113 102V101H112ZM117 104L119 105V101ZM131 102V101H130ZM147 102V101H146ZM157 101H153V103ZM161 102V101H160ZM236 102V101H235ZM256 102V101H255ZM122 103V102H121ZM124 103V102H123ZM127 103V102H125ZM142 103L140 104V101L138 102V104L142 105ZM167 103V102H166ZM172 103V102H171ZM175 103V102H174ZM196 103V101L194 102ZM213 103V102H212ZM132 104V103H131ZM136 102V105H138ZM150 104V103H149ZM147 104V105H149ZM199 104V103H198ZM210 104V103H209ZM261 104V102H260ZM259 104V105H260ZM125 105V104H124ZM127 107L128 103L126 104ZM125 105V106H126ZM147 105H145L146 109H147ZM159 105V103H158ZM168 105V104H167ZM191 105V104H190ZM211 105V104H210ZM224 105V104H223ZM235 105V103H234ZM262 105V104H261ZM113 106V105H112ZM111 106V107H112ZM115 106V105H114ZM120 106V105H119ZM135 106V105H133ZM151 106V104L149 105ZM160 106V105H159ZM159 106H157L159 108ZM163 106L165 107L166 105L163 104ZM176 106V105H175ZM202 106V104H201ZM226 106V105H225ZM245 106V105H244ZM138 107V106H137ZM142 110L145 108L144 105L142 106ZM156 107V105H152V107H150V110L153 111V113L158 110L160 111L158 108ZM218 107V106H217ZM233 107V106H232ZM263 107V105H262ZM140 108V107H139ZM188 108V107H187ZM236 108V107H233ZM250 108V107H249ZM129 109V108H127ZM131 109V106H130ZM129 109V110H130ZM136 109V106H135ZM145 109V110H146ZM164 108H162L163 110ZM118 110H120L118 108ZM116 110V112L118 111ZM133 110V109H132ZM149 111V108L147 109ZM191 110V109H190ZM226 110V109H225ZM126 111V110H125ZM134 111V110H133ZM147 111V112H148ZM157 111V112H158ZM196 111V110H195ZM237 112V110H235ZM259 111V110H257ZM262 111V110H261ZM114 112V111H113ZM124 112V114H123ZM130 112V111H129ZM139 112V111H138ZM161 112V111H160ZM167 112V111H166ZM165 112V113H166ZM171 113V111H169ZM174 112V111H173ZM231 112V111H230ZM234 112V109H233ZM128 113V111H127ZM144 113V112H143ZM149 113V112H148ZM164 113V112H163ZM162 113V114H163ZM189 113V112H188ZM195 113V112H194ZM199 113V111H198ZM205 113V112H204ZM146 114V113H144ZM151 114V112H150ZM158 114V113H157ZM168 114V113H166ZM192 114V113H191ZM243 114V113H242ZM127 115H130V113H128ZM132 115V112H131ZM130 115V116H131ZM160 115V114H159ZM180 115V114H179ZM195 115V114H194ZM197 115V114H196ZM225 115V114H224ZM238 115V114H237ZM111 116V117H110ZM132 116H135L134 114ZM139 116V115H138ZM148 116V115H146ZM145 116V117H146ZM150 116V115H149ZM152 116V115H151ZM240 116V115H239ZM242 116V115H241ZM258 116V115H257ZM143 117V116H142ZM173 117V116H172ZM195 118V116H193ZM204 117V116H203ZM224 117V116H222ZM129 118V116H128ZM126 117V122H129V120L131 118H129V120ZM162 118V117H161ZM197 118V117H196ZM220 118V117H219ZM225 118V117H224ZM228 119H230L227 116ZM235 118V117H234ZM236 118L239 120V118L236 116ZM261 118V117H260ZM115 119V120H114ZM134 119L137 120V118L134 117ZM138 119H142L140 116ZM156 119V117L154 118ZM159 119V118H158ZM157 119V120H158ZM166 120V118H164ZM162 119V121L165 120ZM168 119V118H167ZM171 119V118H170ZM198 119V118H197ZM196 119V120H197ZM258 119V118H257ZM177 120V119H176ZM201 120V119H200ZM225 120V119H224ZM232 120V118H231ZM234 120V119H233ZM236 120V119H235ZM122 121V122H120ZM132 121V120H131ZM130 121V122H131ZM143 121V119H142ZM154 121V120H152ZM156 121V120H155ZM170 121V120H169ZM168 121V122H169ZM199 121V120H198ZM226 121V120H225ZM240 121V120H239ZM120 122V124H119ZM133 122V121H132ZM140 122V121H139ZM151 122V121H150ZM157 122V121H156ZM160 122V120H159ZM167 122V121H166ZM167 122V127L168 124ZM174 122V121H173ZM179 122V120H178ZM210 122V121H209ZM227 122H230L227 121ZM234 122V121H233ZM122 123V124H121ZM136 123V121H135ZM142 123V122H141ZM146 123V122H145ZM208 123V122H207ZM224 123V122H223ZM119 124L120 129L118 128L119 126L117 125ZM129 124V123H127ZM160 124V123H158ZM157 124V125H158ZM215 124V123H214ZM131 125V124H130ZM161 125V124H160ZM164 125V124H163ZM165 125V126H166ZM199 125V124H198ZM219 125V124H218ZM222 125V123H221ZM232 125V124H230ZM239 125V124H238ZM237 125V126H238ZM116 126V127H115ZM118 126V127H117ZM125 126V125H124ZM139 126V125H137ZM145 126V124H144ZM143 123H142V128L144 127ZM181 126V125H180ZM200 126V125H199ZM224 126V124H223ZM236 126V125H235ZM126 127V126H125ZM147 127L148 124H147ZM159 127V126H158ZM184 127V126H183ZM186 127V126H185ZM210 127V126H209ZM213 127V126H212ZM221 127V126H220ZM230 127V126H229ZM234 127V126H233ZM244 127V126H242ZM115 128L117 130H115ZM133 128V127H132ZM131 128V130H132ZM141 128V129H142ZM145 128V127H144ZM235 128V127H234ZM125 128H123L124 130ZM146 129V128H145ZM144 129V131H146ZM167 129V128H166ZM165 129V130H166ZM207 129V128H206ZM236 129V128H235ZM260 129V128H259ZM114 130L116 132H114ZM119 130V131H118ZM137 130V128H136ZM155 130V129H154ZM224 130V129H223ZM222 130V131H223ZM231 130V128H230ZM237 130V129H236ZM239 130V129H238ZM254 130V129H253ZM118 131V132H117ZM126 131V130H125ZM129 131V129H128ZM142 131V130H140ZM163 131V130H162ZM161 131V132H162ZM217 131V130H215ZM227 131H229V129H227ZM242 131V130H241ZM114 133H117L116 136L113 135ZM121 132V133H120ZM132 132V131H131ZM136 132V131H135ZM148 132V130H147ZM150 132V131H149ZM168 132V131H167ZM197 132V131H196ZM218 132V131H217ZM225 132V131H224ZM88 133L89 136H87L86 134ZM138 133V130H137ZM144 133V132H142ZM252 133V132H251ZM121 134V135H120ZM211 134H216V133H211ZM218 134V133H217ZM220 134V133H219ZM222 134V133H221ZM228 134V132H227ZM230 134V133H229ZM235 135H231L232 136H237L236 133H234ZM86 135V136H85ZM125 135V136H126ZM142 135V134H141ZM209 135V134H208ZM230 135V137H231ZM258 135V134H257ZM118 136V137H117ZM145 136V135H144ZM148 136V135H147ZM146 136V138H147ZM156 136V135H155ZM212 136V135H211ZM214 136V135H213ZM218 136V135H215ZM227 136V135H226ZM240 136V135H239ZM81 137V138H80ZM85 137V139H83ZM130 137V136H129ZM136 139L138 138V135L136 136ZM140 137V136H139ZM142 137V136H141ZM150 137V134H149ZM189 137V136H188ZM209 137V136H208ZM260 137V136H259ZM219 138V137H218ZM232 138V137H231ZM235 138V137H234ZM81 139V140H80ZM105 139L106 141L102 140ZM129 139V138H127ZM148 139V138H147ZM156 139V138H154ZM166 139V138H165ZM214 139V137H213ZM258 139V138H256ZM132 140V139H131ZM140 140V139H139ZM143 141V139H141ZM146 140V139H144ZM237 140V139H236ZM105 143H104V142ZM111 141V142H110ZM134 141V140H133ZM132 141V142H133ZM138 141V140H136ZM135 143H141L140 142H136ZM166 142V141H165ZM235 142V141H234ZM238 142V141H236ZM260 142H262L260 140ZM76 143V144H75ZM110 145H109V144ZM131 143V142H130ZM149 143V142H148ZM159 143V142H158ZM189 143V142H188ZM53 144V145H52ZM107 144V145H106ZM128 144V142L126 143ZM137 144V145H138ZM154 144V143H152ZM161 142L158 144L160 145ZM231 145L233 143H230ZM97 145V146H96ZM106 145V146H105ZM130 145V144H129ZM128 145V146H129ZM163 145V144H162ZM237 145V143H236ZM81 146L77 147L76 149L78 150V148H80L79 150H81ZM96 146V147H95ZM154 146V145H153ZM168 146V145H167ZM94 147V149H93ZM100 147L101 150H103V148ZM114 147V149H112ZM132 146H130L131 148ZM134 147V145H133ZM139 146H137L138 148ZM156 147L158 148V146L156 145ZM161 147V146H160ZM164 147V146H163ZM67 148L69 151H67ZM82 148V149H83ZM107 148V147H106ZM125 148L126 151H128V147H122ZM145 148V147H144ZM162 148V147H161ZM236 148V147H235ZM98 149V148H97ZM96 149V150H97ZM99 149V150H100ZM140 149V148H139ZM173 149V148H172ZM209 149V148H208ZM72 152L71 154L65 152ZM74 150V151H77ZM84 150V149H83ZM82 150V151H83ZM83 151L84 153L87 152ZM98 150V151H99ZM100 150V151H101ZM106 150V149H105ZM131 150V149H130ZM144 150V149H143ZM94 151V152H93ZM110 151V149L106 150V152ZM123 151V149H122ZM135 151V150H134ZM169 151V150H168ZM81 152V151H79ZM105 152V151H104ZM7 153L6 157L4 156V154ZM89 153V154H90ZM102 152H100L101 154ZM142 153V152H141ZM71 158L66 159L67 155ZM88 154V153H87ZM90 154V155H91ZM111 154V153H110ZM110 154H106L107 156H109ZM116 155L115 153H112ZM119 154H121L119 152ZM124 154V153H123ZM140 154V153H139ZM169 154V153H168ZM4 156L5 158L1 157ZM66 155V156H65ZM73 155V156H72ZM85 155V154H84ZM99 155V154H98ZM126 154H124L125 156ZM88 156V155H87ZM92 156V155H91ZM97 156V155H96ZM111 156V155H110ZM114 156V155H113ZM119 155H116V159L112 160V158L110 159V162H114L117 164L120 161L117 159ZM166 156V155H165ZM93 157V156H92ZM91 157V158H92ZM100 157V156H98ZM97 157V158H98ZM113 157V158H115ZM122 156H120L121 158ZM158 157V156H157ZM73 158V160H72ZM96 158V157H95ZM101 158V157H100ZM102 158L104 159V156H102ZM101 158V159H102ZM106 158V157H105ZM125 158V157H123ZM154 158V157H153ZM172 158V157H170ZM69 159V160H68ZM75 159V160H74ZM82 159V158H81ZM90 159V158H89ZM109 159V158H108ZM129 159V158H128ZM78 161H80L79 159H77ZM112 160V161H111ZM121 160V159H120ZM67 161L69 164L67 165ZM95 161V159H94ZM122 161V160H121ZM144 161V160H143ZM186 161V160H185ZM74 162V165H76ZM86 162V161H85ZM92 163L93 160L91 161ZM110 162H108L110 164ZM128 162V161H127ZM126 162V163H127ZM154 162V161H153ZM100 163V162H99ZM105 163H107L105 161ZM122 163V162H120ZM87 164V163H86ZM114 164V163H111ZM110 164V165H111ZM124 164V163H123ZM144 164V163H143ZM92 165V164H91ZM103 165V164H102ZM118 165V164H117ZM121 165V164H120ZM118 165V166H120ZM67 166L69 168H67ZM79 166V163H78ZM86 166V165H85ZM88 166V165H87ZM86 166V167H87ZM90 166V165H89ZM37 167H41L45 170V172L43 171V173H41V175H37V177H39V179L37 177H35L37 180V182L40 183L37 184L36 182H32V179L29 177V171L31 168L35 169ZM80 167V166H79ZM91 167V166H90ZM90 167H88L90 169ZM103 167V166H102ZM110 167V166H109ZM112 167V166H111ZM110 167V168H111ZM125 167V166H124ZM38 168V169H39ZM76 168V167H75ZM81 168V167H80ZM98 168V167H96ZM95 168V169H96ZM47 169H49L47 171ZM54 170L51 172V170ZM84 169V168H82ZM113 169V167L111 168ZM108 170V171H111ZM93 170V169H92ZM35 171V170H34ZM50 171V172H49ZM67 171V172H68ZM77 171V172H76ZM107 171V172H108ZM114 171V170H113ZM22 172V173H21ZM27 172L29 174V178L28 180L25 178V175H27ZM49 172V173H48ZM86 173V171H84ZM82 172V173H84ZM92 172V171H91ZM115 172V171H114ZM69 173V172H68ZM111 173V172H110ZM64 175V177H62V175ZM89 174V173H88ZM87 174V175H88ZM92 174V173H91ZM114 174V173H113ZM112 174V175H113ZM85 174H83L84 177ZM86 175V178L88 177ZM69 176V175H68ZM82 176V175H81ZM117 176V175H116ZM124 176V175H123ZM34 177V176H32ZM41 177V178H40ZM67 177V178H66ZM100 177V176H99ZM62 178V179H61ZM91 178V177H90ZM90 178L88 181H90ZM101 178V177H100ZM116 179H118L117 177H115ZM70 179V178H69ZM84 181L80 180L81 182H77L74 184L73 181L69 182L68 185V189L69 187L72 188L73 184L75 185V189L73 187L72 190H75L74 192L78 191V192H82L83 195L88 196V198L85 197H81L80 195L82 193H76L78 194L81 198V200L83 201H79L77 200L78 204H75L73 201V199L68 200V203L70 205H66L64 207H68L71 206V202L74 203L73 205L78 206V208H80L79 206L82 205V207L86 208V210L89 213H92V209L93 208L92 204L97 202L95 201L96 197L93 196L94 199V203H93V199H92V191L91 189L94 188L95 185L87 182V180L85 178H83ZM104 179V178H103ZM2 180V181H1ZM27 180V181H25ZM39 180V181H38ZM86 180V181H85ZM24 181V182H23ZM31 181V182H30ZM67 181H69L67 179ZM92 181V180H91ZM27 182V183H26ZM63 181H61L62 184ZM73 182V184H72ZM87 182V183H86ZM30 183H32L33 188L30 186H32ZM37 185H36V184ZM108 183V182H107ZM17 185L18 187H16L17 189H11L8 188L9 185ZM30 184V186L28 185ZM91 184V185H90ZM103 186V183H100ZM41 185V188H40ZM67 185V183H66ZM105 185V183H104ZM7 187V189H6ZM11 187V186H10ZM15 187V186H13ZM35 187V188H34ZM97 187V186H96ZM95 187V188H96ZM78 188V189H77ZM95 188L93 189L95 191ZM111 188V187H110ZM9 189V190H8ZM65 189V188H64ZM62 189V190H64ZM103 189V188H102ZM107 189L109 190L108 186ZM107 189L105 188V190L107 191ZM71 190V189H70ZM68 190V191H70ZM105 190H103V192H105ZM65 191V190H64ZM63 192V191H62ZM61 192V193H62ZM109 192V191H107ZM6 194H10L11 196L14 195V197H6ZM65 195V192L63 193ZM68 194V193H67ZM67 194H66V198H67ZM71 194V193H70ZM73 194V193H72ZM103 194V193H102ZM105 194V193H104ZM103 194V195H104ZM110 194V193H109ZM33 195V194H32ZM62 195V194H61ZM63 195V196H64ZM77 195V196H78ZM82 195V196H83ZM100 195V196H103ZM111 195V194H110ZM28 196V197H27ZM45 196V195H44ZM60 196V195H59ZM75 196V193H74ZM78 196V197H79ZM107 196V195H106ZM34 197V196H33ZM72 197V196H71ZM105 197V196H104ZM104 197H102L104 199ZM112 197V196H111ZM119 195H118V199H119ZM11 198V199H10ZM65 198V196H64ZM65 198V199H66ZM73 198V197H72ZM76 198V197H75ZM74 198V199H75ZM99 198V197H98ZM101 198V197H100ZM99 198V199H100ZM117 198V197H116ZM115 197H113V199H116ZM26 199V200H25ZM48 199V200H49ZM77 199V198H76ZM103 199H101V201H103ZM110 199V198H109ZM14 200V201H15ZM91 200V201H90ZM104 200H107V197H105ZM21 201V200H20ZM20 201L18 202L19 204ZM33 201V200H32ZM52 201V202H51ZM49 202V210L46 208L47 206H44L43 209L46 208V211H44L43 214L38 215L36 213V209L35 210V217L37 220L39 219V227L36 228V232L37 234L33 233L32 234V225L28 222V224H24L27 228L26 231L28 230L30 232L31 235H28L26 238V240L28 239L27 243L31 242L29 241V239L31 240L32 237H34V239L32 238V241L35 242L36 238L38 239L39 236L41 237L43 234H48V237H54L53 234L55 235L54 231L55 230V220L53 221V224L51 222V220L58 218L56 215L58 214V211L60 207H63L64 203H63V198L62 196L55 199L51 200ZM54 201V202H53ZM67 201V199H66ZM65 201V202H66ZM100 201V200H97ZM100 201V203H101ZM110 201L112 202V198L110 199ZM13 202V201H12ZM104 202V201H103ZM17 203V202H16ZM40 203V202H39ZM47 203V202H46ZM67 203V202H66ZM99 203V202H98ZM114 203V202H113ZM116 204H118L117 202H115ZM14 204V203H13ZM32 204V203H31ZM112 204V203H111ZM22 205V204H21ZM46 205V204H44ZM72 205V206H73ZM30 206V205H29ZM32 206V205H31ZM42 206V205H39ZM95 206V205H94ZM99 206V204H98ZM103 206V205H102ZM116 206V205H115ZM19 207V206H18ZM60 208V211H62L65 208ZM74 207V206H73ZM101 209L102 207L99 206ZM110 207V206H109ZM21 207H19L18 210H20ZM25 208V207H24ZM29 208V207H28ZM72 208V207H71ZM68 207V210L71 209ZM77 208V209H78ZM82 208V210L84 209ZM111 208V207H110ZM23 208H21L22 210ZM74 208H72L71 210L73 211ZM77 209L75 210V213L77 214ZM97 209V208H96ZM104 209V208H103ZM112 209V208H111ZM40 210V208H39ZM67 210V209H65ZM64 210V211H65ZM80 209H78L79 211ZM85 210V209H84ZM85 210V211H86ZM14 214H13V212ZM27 211V210H26ZM29 211V210H28ZM40 211H43L42 208ZM62 211V212H64ZM71 211V212H72ZM97 212L96 217L101 216V218H97L99 219V221L104 220L105 218H103V212L100 210H95ZM94 211V212H95ZM17 212V211H16ZM20 211H18L19 213ZM62 212H59L61 214H63ZM66 212V211H65ZM64 212V213H65ZM70 212V211H69ZM94 212L92 213L94 215ZM95 212V213H96ZM22 213V212H21ZM31 213V212H30ZM41 212H39L40 214ZM67 213V212H66ZM73 213V212H72ZM84 213H87L84 212ZM116 213V211H115ZM17 214V213H16ZM26 215L28 214L25 213ZM68 214V213H67ZM66 214V215H67ZM106 214V213H104ZM29 215V214H28ZM65 215V216H66ZM73 215V214H72ZM81 215V214H80ZM86 215V214H85ZM96 215V214H95ZM92 216V217H95ZM31 215H29L30 217ZM33 216V215H32ZM69 216V214L67 215V217ZM88 216V215H86ZM72 219L76 218L74 216H70ZM68 217V218H70ZM90 217V216H89ZM105 217V216H104ZM113 217V216H112ZM111 217V218H112ZM127 217V216H126ZM22 218V217H21ZM51 218V220H50ZM60 218V217H59ZM66 218V217H65ZM103 218V219H102ZM35 219V220H36ZM71 219V220H72ZM90 219V218H89ZM102 219V220H101ZM23 220V219H22ZM28 220V219H27ZM59 222L61 221V218L58 219ZM57 220V222H58ZM65 220V219H64ZM70 220V221H71ZM113 220V219H112ZM24 221V220H23ZM87 221L88 225L91 226L95 223L92 218L90 219V221ZM22 222V221H21ZM56 222V224H57ZM64 222V221H61ZM73 222L72 221V226H73ZM117 222V221H116ZM67 223L71 224L70 222L67 221ZM76 223V222H75ZM100 223V224H101ZM105 225V222H103ZM107 223V222H106ZM34 224V223H33ZM62 224V223H59ZM97 224V223H96ZM99 224V225H100ZM111 224V222H110ZM115 224V223H114ZM14 225V224H13ZM17 225V224H16ZM15 225V227H16ZM20 225V224H18ZM28 225V226H27ZM31 225V226H30ZM66 225V223H65ZM108 225V224H107ZM34 226V225H33ZM71 226V225H69ZM12 227V226H11ZM31 229H30V228ZM57 227V226H56ZM64 227H68L67 225ZM61 227V228H64ZM86 227V226H85ZM113 227V225H112ZM121 227V226H120ZM59 228V227H58ZM105 228V227H104ZM5 229V228H4ZM7 229V228H6ZM5 229V230H6ZM13 229H16L13 227ZM12 229V230H13ZM30 229V230H29ZM60 229V228H59ZM74 229V228H73ZM106 229V228H105ZM118 229V228H117ZM7 232H11L10 229H7ZM35 230V227L34 229ZM64 230V229H63ZM76 230V228H75ZM89 230V229H88ZM92 230V229H91ZM90 230V231H91ZM17 231V230H16ZM27 231V232H28ZM60 231V230H59ZM62 231V230H61ZM60 231V233H61ZM15 232V230H14ZM28 232V233H29ZM35 232V231H34ZM44 232V233H42ZM66 232V231H65ZM92 232V231H91ZM16 233V232H15ZM18 233V232H17ZM74 233V231H73ZM9 235L11 234L8 233ZM36 236H35V235ZM65 234V233H64ZM82 234V233H80ZM39 235V236H38ZM63 235V234H62ZM74 235V234H73ZM72 235V236H73ZM19 235H15V237ZM14 237V235H13ZM36 237V238H35ZM44 237V236H42ZM74 237V236H73ZM82 237V236H81ZM8 238V237H7ZM22 239V237H19V239ZM25 238L23 237V242L25 241ZM47 238V237H46ZM93 238V236H92ZM10 239V238H9ZM17 239V237H16ZM45 239V238H43ZM51 239V238H50ZM73 239V238H72ZM75 239V238H74ZM14 241V239H12ZM11 240V241H12ZM18 240V239H17ZM17 240H15L16 242H18ZM40 240V239H39ZM95 240V239H93ZM97 240V239H96ZM103 240V239H102ZM14 241V242H15ZM51 241V240H50ZM92 241V240H91ZM100 241V240H99ZM114 241V239H113ZM20 242V244H21ZM37 242V241H36ZM49 242V240H47V243ZM85 242V241H84ZM107 242V241H106ZM45 243V242H44ZM74 243V242H73ZM93 244V242H91ZM89 243V244H91ZM95 243V242H94ZM26 244V243H25ZM51 244V245H50ZM17 246V245H16ZM49 248H51L52 251L50 254H46L45 251L40 252L39 251H34L33 254L36 256L34 259L36 260L38 258V261H35L34 264H36V262H40L41 264H50L52 262V260L54 261V259L56 257L53 256L54 253H56L55 249L56 248L52 242H49L48 244ZM51 246V247H50ZM84 247V246H83ZM92 247V246H91ZM95 247V246H94ZM33 248H35L33 246ZM41 248V246L39 247ZM85 248V247H84ZM36 249H38L36 247ZM1 250V249H0ZM35 250V249H34ZM60 250V249H59ZM5 251V250H4ZM87 251V250H86ZM40 253V254H39ZM43 253V254H42ZM53 253V254H52ZM22 254V253H21ZM52 254V255H51ZM20 255V254H19ZM59 255V254H58ZM90 255V254H89ZM37 257V258H36ZM58 257V256H57ZM70 257V256H69ZM72 257V256H71ZM114 257V256H113ZM115 258V257H114ZM32 259V258H31ZM66 259V258H65ZM70 259V258H69ZM108 259V258H107ZM115 261V260H114ZM57 263V262H56ZM31 264V263H30ZM33 264V263H32ZM116 264V263H115Z\"/></svg>", "mask_w": 264, "mask_h": 264}]
</instances>
